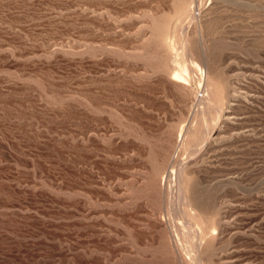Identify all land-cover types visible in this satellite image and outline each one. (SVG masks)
<instances>
[{
	"label": "rangeland",
	"instance_id": "obj_1",
	"mask_svg": "<svg viewBox=\"0 0 264 264\" xmlns=\"http://www.w3.org/2000/svg\"><path fill=\"white\" fill-rule=\"evenodd\" d=\"M193 261L264 264V0H0V264Z\"/></svg>",
	"mask_w": 264,
	"mask_h": 264
},
{
	"label": "bare ground",
	"instance_id": "obj_2",
	"mask_svg": "<svg viewBox=\"0 0 264 264\" xmlns=\"http://www.w3.org/2000/svg\"><path fill=\"white\" fill-rule=\"evenodd\" d=\"M196 9V8H195ZM192 11V10H191ZM177 19L178 20H181V21H185V20H187L188 21V18H189V16H191L190 15V5L189 4H187V2L186 1H184V2H182L180 5H179V7H178V10H177ZM193 17V16H192ZM192 17H190V18H192ZM194 17H195V15H194ZM193 17V18H194ZM192 18V19H193ZM191 20V19H190ZM190 24V23H189ZM187 28H188V26H187ZM183 29V28H182ZM181 29V30H182ZM185 29V28H184ZM181 32V31H180ZM188 41V40H187ZM181 45V44H180ZM173 46V45H172ZM174 47V46H173ZM177 56H178V54H177ZM187 57V56H186ZM173 59V58H172ZM176 60V59H175ZM186 60V59H185ZM187 61V60H186ZM182 62V61H181ZM186 63V62H185ZM185 63H179V62H177V63H175L176 65H177V67H178V69H176V70H174L172 73H171V81H173L174 83H176V84H178V85H181V86H183V85H185V84H187L188 83V81H189V65L187 66V64H185ZM191 65H192V67H194L197 71H199V75H201V76H203V73H204V75H206L205 74V72L203 71V69H202V67L198 64V63H196V62H193V61H191ZM191 79V78H190ZM189 82H191V80L189 81ZM202 84V83H201ZM200 85V84H199ZM223 102L224 101H222V98L219 100V103L221 104V105H223ZM234 103V102H233ZM233 103H231V104H233ZM218 111V110H217ZM218 114H220V111H218ZM221 115V114H220ZM230 117V116H229ZM208 133H210V131L208 132ZM204 147V146H203ZM201 149V148H200ZM198 152H199V150H198ZM182 170V169H181ZM172 171V170H171ZM178 173V172H177ZM173 174H175L176 175V173H174V171H173ZM175 175H173V177L175 176ZM173 182V181H172ZM175 182V181H174ZM173 182V183H174ZM177 182V181H176ZM181 182H182V180H181ZM182 187V186H181ZM179 192V191H178ZM180 193H181V196H182V199H184L185 197L183 196L184 194V189H183V187L181 188V190H180ZM180 196V197H181ZM180 212V211H179ZM179 214V213H178ZM186 215V214H185ZM188 216H189V218H190V223H189V226L191 227V226H194V225H197V223H196V221H197V219H196V217L195 216H193V215H191V214H187ZM181 216V215H180ZM187 219V218H186ZM181 222V221H180ZM186 225V224H185ZM213 230H214V228H213ZM215 231V230H214ZM197 232V231H196ZM195 232V233H196ZM187 234V233H186ZM208 233L206 232V233H204V236H206ZM186 238V237H185ZM191 240V239H190ZM193 244V243H192ZM196 246V245H195ZM198 248V247H197ZM196 249V247L194 248V250ZM188 254H190V253H188ZM194 258V257H193ZM194 262V261H193ZM200 261H198V263H199ZM194 264H195V262H194Z\"/></svg>",
	"mask_w": 264,
	"mask_h": 264
}]
</instances>
